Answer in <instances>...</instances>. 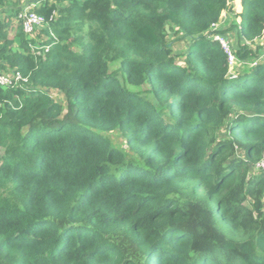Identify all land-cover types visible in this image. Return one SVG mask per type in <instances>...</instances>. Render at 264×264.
<instances>
[{"label": "trees", "instance_id": "obj_1", "mask_svg": "<svg viewBox=\"0 0 264 264\" xmlns=\"http://www.w3.org/2000/svg\"><path fill=\"white\" fill-rule=\"evenodd\" d=\"M22 1L0 0V74L27 78L0 85V264H264V47L232 72L230 0ZM240 17L264 38V0Z\"/></svg>", "mask_w": 264, "mask_h": 264}, {"label": "rangeland", "instance_id": "obj_2", "mask_svg": "<svg viewBox=\"0 0 264 264\" xmlns=\"http://www.w3.org/2000/svg\"><path fill=\"white\" fill-rule=\"evenodd\" d=\"M22 4L24 7H27L29 4L27 0H23ZM230 6L233 8L232 10H226L222 14L221 20L218 22V30H221L222 35H224L228 41L230 42L231 49L233 51V54L235 56V61L233 64H231V70L234 72L236 68L242 63V59H238L236 54V51L238 48L242 46H247L252 50H257L258 47H264V38L259 39L255 43H250L247 41H244L240 33L238 32V28L241 22L240 12L242 11V0H230ZM43 37L42 35L35 34L34 38H37V36ZM172 33L169 35V39L173 40ZM187 46V41H176L175 49L177 52H182L184 48ZM181 60V59H180ZM180 62V61H179ZM115 68H118V64L115 65ZM53 94V97L63 103L66 102L65 96L60 92H51ZM112 138L115 140V143L118 145L123 146V139L119 134H113Z\"/></svg>", "mask_w": 264, "mask_h": 264}, {"label": "built area", "instance_id": "obj_3", "mask_svg": "<svg viewBox=\"0 0 264 264\" xmlns=\"http://www.w3.org/2000/svg\"><path fill=\"white\" fill-rule=\"evenodd\" d=\"M20 19H22L23 21L24 31L29 35H33L35 32L39 31L45 23V18L42 15L30 10H24L20 15ZM217 28L218 23L213 24L212 30L216 31L218 30ZM211 38L215 41H218L222 45L224 50L229 55L230 65L233 64L235 61V56L233 54L228 39L221 33H213L211 35ZM48 49L49 48H46V51ZM22 80L27 81V78H23L21 73L16 70L3 72L0 74V85L2 86H15ZM257 167L264 169V155L262 159L258 162Z\"/></svg>", "mask_w": 264, "mask_h": 264}]
</instances>
